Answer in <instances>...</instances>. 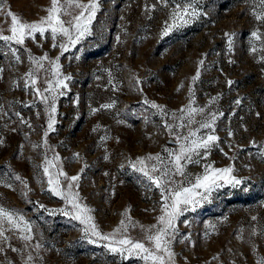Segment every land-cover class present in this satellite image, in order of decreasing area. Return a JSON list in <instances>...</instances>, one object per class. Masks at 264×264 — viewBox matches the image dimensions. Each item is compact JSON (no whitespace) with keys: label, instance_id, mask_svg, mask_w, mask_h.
Segmentation results:
<instances>
[{"label":"rangeland","instance_id":"1","mask_svg":"<svg viewBox=\"0 0 264 264\" xmlns=\"http://www.w3.org/2000/svg\"><path fill=\"white\" fill-rule=\"evenodd\" d=\"M185 2L97 0L90 34L63 54L47 33V38L37 33L23 46L12 45L21 62L0 42V208L23 218L17 229L5 232L7 239L0 238V264H145L136 256L111 253L104 247L109 241L85 234L90 225L64 215L76 212L49 191L54 185L44 174L45 161L52 162L54 174H80L70 198L91 210L87 215L102 234L130 218L138 227L129 235L139 240V225L155 224L161 214L160 192L149 190L129 162L179 149L184 141L177 137L189 131L178 126L180 110L190 100L191 107L203 109L195 121L217 116L213 127L219 139L206 159L187 165L188 178L194 180L204 164H211L231 166L232 175L243 182L214 190L177 221L172 264H264V160L259 156L264 151V23L254 15L264 6L260 0H193L200 14L164 35L172 12ZM48 7L50 0H3L0 29L10 34L9 10L30 23L46 17ZM254 31L260 40L251 35ZM225 33L232 37L231 48ZM45 54L50 60L59 56L60 79L71 77L67 88L56 89L65 94L55 100L53 131H48L49 106L25 88L29 55ZM44 63L48 70L37 73L42 92L48 86L44 81L57 79L49 61ZM105 104L113 106L101 108ZM165 122L175 131L166 130ZM59 180L66 191L65 176ZM3 226L11 228L6 222ZM25 234L31 239L20 238Z\"/></svg>","mask_w":264,"mask_h":264},{"label":"snow or ice","instance_id":"2","mask_svg":"<svg viewBox=\"0 0 264 264\" xmlns=\"http://www.w3.org/2000/svg\"><path fill=\"white\" fill-rule=\"evenodd\" d=\"M167 2V0H165ZM262 6H264V0H260ZM3 0H0V8H2ZM189 9H192L189 11ZM78 14H75L77 13ZM98 10L97 0H89L88 3H82L81 0H50V7L46 9L47 16L40 18L37 22H21L18 17L10 10L6 13L11 17V27L9 28V35L3 34V29H0V42H4L9 46L12 56L15 62H21L19 55V49L12 47V45L23 46L26 38L35 39V34H40L46 37V33L51 36L53 40V47H60L61 54L69 51V45H77L86 35L90 34V25ZM195 8H193V0H186L184 6L177 5L176 9L171 14L173 20L172 24H167L164 29V35H167L173 29L186 25L190 22V18L199 15ZM255 19L264 23V11L255 13ZM68 19H63V17ZM251 35L257 40L261 39V36L257 32H252ZM225 36L229 40V48H231V35L225 33ZM66 39V43L63 42ZM58 41H61L58 43ZM253 52H256V48H252ZM32 67L25 73V88H30L33 93L41 97L42 102L49 106V122L48 131H53V124L55 120L53 113L56 112L55 100L58 95H64L63 91L56 92L57 88H67L65 81L70 80V76H65L60 79V65L57 63L59 56L55 60H50L47 54L41 57H28ZM79 59V57H76ZM45 61H49L52 76L57 79L53 81L48 79L44 81L48 86L43 89V92L37 87V73L41 70L47 71L45 67ZM203 63V61H201ZM195 79V77H194ZM228 85L231 86L234 81L229 80ZM47 93V95H45ZM240 103L239 100L236 101ZM192 101L190 100L189 106L186 109H181L182 115L179 119L182 121L179 127L188 128V134L186 136H178V140L184 142L180 144L178 150L164 149L166 156H162L160 153L155 155H147L145 157H137L135 161H130L129 166L135 171L141 174L143 179L147 181V187L151 190L153 187L160 192V210L161 214L156 218V223L148 226L139 225L143 236L141 239L136 240L129 235L130 228L138 227L136 222L131 221L130 218L122 219L117 228L111 233L102 234L94 223H91V216L87 213L91 211L86 207H81L80 204L75 203L71 198V190L74 184L78 185L80 174L67 177L63 172L52 173L50 167L54 166L51 161H45L49 166L44 167L43 171L45 176L48 177V184L50 186L49 191L53 195L61 196L72 205V209L76 214L73 215L72 211L65 212L64 215L70 219L78 220L85 225L83 231L87 234L91 231L92 236L98 237L104 241H109L104 245L111 253L119 254L122 258L128 259L131 256L139 257L145 261V264L151 262V264H172V258L174 253L171 251V243L176 239L178 233L177 221L188 211H195V208L201 204L202 201H207L211 193L225 185L233 187L239 186L243 181L237 179L232 175L233 168L231 166L224 168H215L211 164H204L203 174L196 176L194 180L188 178L186 168L188 164L200 163L207 158L211 148L216 145L218 137L214 134V123L217 116L213 114L211 119L206 122L195 121L194 117L198 113H202L203 109L191 107ZM112 104L102 105L101 108H111ZM152 108H162V106L151 104ZM93 112L98 109H92ZM20 117V113L15 114ZM167 115V113H165ZM220 115H223L222 113ZM186 116V123L185 121ZM21 123H26L21 117ZM193 123H198L199 127L195 130L191 129ZM30 126V125H29ZM164 128L170 133L175 131V126L167 122L164 123ZM201 130H209L207 134L202 133ZM199 133V135H198ZM47 135V132H45ZM231 136L232 133L229 132ZM101 139H104L103 137ZM255 147V143L253 142ZM264 147V146H262ZM78 156L79 154H74ZM259 156L264 160V151L259 152ZM107 158V157H105ZM58 159V157L53 158ZM121 167H124L121 165ZM84 168H81L82 173ZM65 176L67 180V189L61 188V182L59 176ZM107 175V174H106ZM176 177H182V181H178ZM19 179V178H18ZM123 183V181H121ZM188 186H184V184ZM78 197V193L76 194ZM123 215V214H122ZM255 219V217H253ZM22 217H16L15 214L5 211L0 208V238L7 239L5 236L6 231H14L19 227V221H22ZM3 222H6L11 228H5ZM183 223L187 225L189 222L184 220ZM25 230L28 229L25 224ZM21 239L28 241L31 239L29 235H22ZM90 243H95V240H89ZM17 251V249H13ZM125 253L127 255H125ZM167 258V260H166ZM31 257H29V260Z\"/></svg>","mask_w":264,"mask_h":264}]
</instances>
